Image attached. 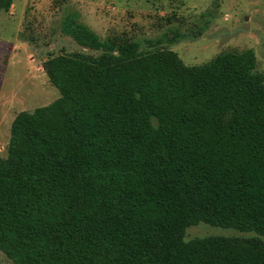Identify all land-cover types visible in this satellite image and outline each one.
<instances>
[{"label":"trees","instance_id":"16d2710c","mask_svg":"<svg viewBox=\"0 0 264 264\" xmlns=\"http://www.w3.org/2000/svg\"><path fill=\"white\" fill-rule=\"evenodd\" d=\"M63 28L90 51L50 54L59 97L11 124L0 252L13 264H264L258 236L185 239L199 222L264 235L254 50L187 64L159 40L102 38L74 15Z\"/></svg>","mask_w":264,"mask_h":264},{"label":"rangeland","instance_id":"374dc122","mask_svg":"<svg viewBox=\"0 0 264 264\" xmlns=\"http://www.w3.org/2000/svg\"><path fill=\"white\" fill-rule=\"evenodd\" d=\"M72 15L102 38L125 32L142 41L159 40L187 64L250 48L264 72V0H14L9 11L0 10L1 156L7 154L16 115L59 97L43 68L47 57L90 51L65 32L64 20ZM174 28L183 37L175 38ZM207 235L264 239L254 231L206 222L190 225L185 239ZM0 264L13 262L0 252Z\"/></svg>","mask_w":264,"mask_h":264}]
</instances>
